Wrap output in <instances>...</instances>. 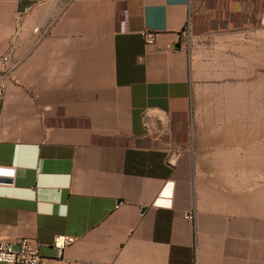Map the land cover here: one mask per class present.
Here are the masks:
<instances>
[{
  "label": "crops",
  "instance_id": "0c3cea01",
  "mask_svg": "<svg viewBox=\"0 0 264 264\" xmlns=\"http://www.w3.org/2000/svg\"><path fill=\"white\" fill-rule=\"evenodd\" d=\"M52 2L0 0V57L13 49L16 65L0 100V168L15 170L0 239L39 243L41 264H199L185 215L201 225L237 186L221 156L206 167L185 35L264 44V0ZM169 182L172 206H155ZM62 234L79 239L59 257Z\"/></svg>",
  "mask_w": 264,
  "mask_h": 264
},
{
  "label": "rangeland",
  "instance_id": "374dc122",
  "mask_svg": "<svg viewBox=\"0 0 264 264\" xmlns=\"http://www.w3.org/2000/svg\"><path fill=\"white\" fill-rule=\"evenodd\" d=\"M188 36L193 128L206 143V167L221 156L223 186H237L226 197L232 207L194 221L199 264H264V44Z\"/></svg>",
  "mask_w": 264,
  "mask_h": 264
},
{
  "label": "built area",
  "instance_id": "2783aa9c",
  "mask_svg": "<svg viewBox=\"0 0 264 264\" xmlns=\"http://www.w3.org/2000/svg\"><path fill=\"white\" fill-rule=\"evenodd\" d=\"M75 0H55V3L70 5ZM188 35V33H186ZM146 44L153 45L156 41V34L145 31L142 34ZM13 49L0 57V100L6 96L9 83L12 79L16 65L12 61ZM190 221H196L194 211L185 215ZM77 236L58 235L53 240L52 247L60 257L64 250L78 241ZM43 257L39 243L29 238L16 240L0 239V263L1 264H41Z\"/></svg>",
  "mask_w": 264,
  "mask_h": 264
},
{
  "label": "water",
  "instance_id": "95a60500",
  "mask_svg": "<svg viewBox=\"0 0 264 264\" xmlns=\"http://www.w3.org/2000/svg\"><path fill=\"white\" fill-rule=\"evenodd\" d=\"M15 170L12 168H0V184L1 185H12L14 183ZM172 183H168L165 190L160 194V197L156 200L155 206L160 207H171L173 195ZM169 190V191H168Z\"/></svg>",
  "mask_w": 264,
  "mask_h": 264
}]
</instances>
